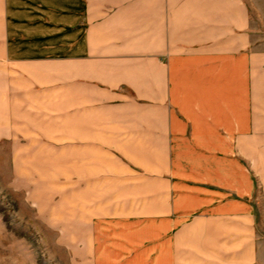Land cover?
Returning a JSON list of instances; mask_svg holds the SVG:
<instances>
[{
    "label": "crops",
    "instance_id": "1",
    "mask_svg": "<svg viewBox=\"0 0 264 264\" xmlns=\"http://www.w3.org/2000/svg\"><path fill=\"white\" fill-rule=\"evenodd\" d=\"M260 2L0 0V165L73 262L264 264Z\"/></svg>",
    "mask_w": 264,
    "mask_h": 264
},
{
    "label": "rangeland",
    "instance_id": "2",
    "mask_svg": "<svg viewBox=\"0 0 264 264\" xmlns=\"http://www.w3.org/2000/svg\"><path fill=\"white\" fill-rule=\"evenodd\" d=\"M260 3L264 18V0ZM8 178L7 167L0 165V264H82L73 262L66 247L71 238L67 239L64 219L60 220L55 212H37L41 209L34 206L50 203V207L42 209L50 210L53 206L55 210L58 199L39 196L41 190L30 191L29 197L13 189ZM258 232L264 237V218ZM81 234V229L75 228L74 240L80 239Z\"/></svg>",
    "mask_w": 264,
    "mask_h": 264
}]
</instances>
